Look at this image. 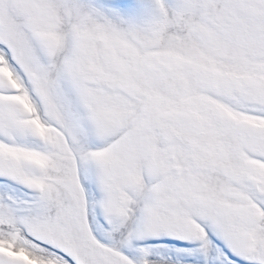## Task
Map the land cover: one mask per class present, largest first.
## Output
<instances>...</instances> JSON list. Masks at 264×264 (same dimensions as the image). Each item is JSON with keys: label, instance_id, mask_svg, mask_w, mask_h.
Here are the masks:
<instances>
[{"label": "snow or ice", "instance_id": "snow-or-ice-1", "mask_svg": "<svg viewBox=\"0 0 264 264\" xmlns=\"http://www.w3.org/2000/svg\"><path fill=\"white\" fill-rule=\"evenodd\" d=\"M0 264H264V0H0Z\"/></svg>", "mask_w": 264, "mask_h": 264}]
</instances>
